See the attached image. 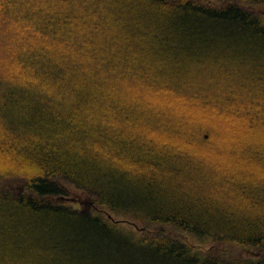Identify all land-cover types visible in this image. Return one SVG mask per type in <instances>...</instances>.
I'll return each instance as SVG.
<instances>
[{
    "label": "trees",
    "instance_id": "16d2710c",
    "mask_svg": "<svg viewBox=\"0 0 264 264\" xmlns=\"http://www.w3.org/2000/svg\"><path fill=\"white\" fill-rule=\"evenodd\" d=\"M259 9L0 0V264H264Z\"/></svg>",
    "mask_w": 264,
    "mask_h": 264
},
{
    "label": "rangeland",
    "instance_id": "374dc122",
    "mask_svg": "<svg viewBox=\"0 0 264 264\" xmlns=\"http://www.w3.org/2000/svg\"><path fill=\"white\" fill-rule=\"evenodd\" d=\"M215 4H220V2H215ZM256 13H260L263 14L264 10L259 9L257 10ZM156 101V100H155ZM165 101V100H163ZM175 105V104H174ZM205 121V119H204ZM213 140V138H212ZM210 156V155H208ZM212 159H217L213 156H210ZM6 188H9L10 190H15L16 192H20L19 189V185L17 183L12 184V183H8V186H6ZM19 189V190H18ZM66 194L64 196H62L61 198L58 199H52V201L58 203L60 202V204H64V205H68L72 208L75 209H80L82 211H87V212H93L95 214H98V208L95 205V201L93 198L75 191L72 187L68 186L66 188ZM141 226V225H139ZM157 229H161L163 230L165 233H169V229L167 227H161V226H156ZM168 237H174V238H178L182 241L187 242V239L185 238V236H183L181 233L179 232H172V235L169 233ZM260 255V251H256V250H243V249H239L235 246H231V245H221L218 248V256L220 258H222V260H232V259H243V258H247L249 260H255L253 258H257Z\"/></svg>",
    "mask_w": 264,
    "mask_h": 264
}]
</instances>
